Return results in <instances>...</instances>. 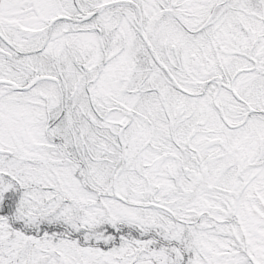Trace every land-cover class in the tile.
<instances>
[{
	"label": "snow or ice",
	"instance_id": "obj_1",
	"mask_svg": "<svg viewBox=\"0 0 264 264\" xmlns=\"http://www.w3.org/2000/svg\"><path fill=\"white\" fill-rule=\"evenodd\" d=\"M0 264H264V0H0Z\"/></svg>",
	"mask_w": 264,
	"mask_h": 264
}]
</instances>
